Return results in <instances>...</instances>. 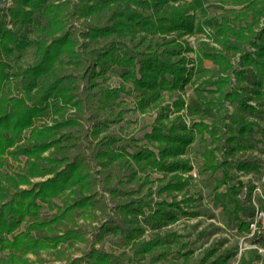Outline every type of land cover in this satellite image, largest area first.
<instances>
[{
	"label": "trees",
	"instance_id": "obj_1",
	"mask_svg": "<svg viewBox=\"0 0 264 264\" xmlns=\"http://www.w3.org/2000/svg\"><path fill=\"white\" fill-rule=\"evenodd\" d=\"M225 1L233 9L216 24L221 47L200 42L192 68L185 55L190 47L171 36L195 31L191 0H12L10 6L4 0L0 4V264H142L139 259L145 253L167 246L170 240L160 236L134 241L138 258L96 246L111 231L124 233L129 242L144 231L141 222L159 229L177 220L180 212L198 213L188 212L178 201L163 199L155 207L132 197L122 186L124 181L116 180V184L109 171L123 159L140 170L152 167L172 172V179L162 187L167 191L180 190L188 183L180 171L190 170L192 163L181 155L195 140L202 141L203 170L222 169L221 182L232 178L231 165L251 166L230 159L255 147L254 132L264 131L260 126L264 120V0ZM136 32L143 39L161 35L162 41L145 50L123 47L119 38ZM102 40L106 42L100 45ZM30 44L36 46L35 60L13 71L12 55ZM236 53H240L239 66L231 59ZM205 59L212 60L214 67L206 66ZM114 65L124 68L122 83L100 84L98 78H106ZM129 81L132 90L126 88ZM189 83L194 86L186 104L181 95L173 107L161 104L164 90H180ZM123 91H137L141 110L158 106L156 122L146 133L157 150L146 146L130 152L122 144L112 146L117 138L103 136L99 146L87 152L80 144L82 129L85 138H98L113 121L99 118L98 113ZM215 148L223 149L221 159ZM10 160L22 164L16 170H4ZM94 161L101 170L95 169ZM239 190L232 184L215 193L243 232L249 222L241 213L252 215L253 210L241 204ZM62 194L65 200L54 216H41L43 204L53 207V199ZM75 212L85 218L98 212L106 218L93 226L98 228L94 241ZM64 218L71 220L70 226L55 232L54 225ZM253 240L264 243L261 235ZM77 241L89 246L80 256L59 262L38 258L43 249ZM215 252L209 250L203 260ZM30 253L37 257L31 258ZM228 256L210 264H226Z\"/></svg>",
	"mask_w": 264,
	"mask_h": 264
},
{
	"label": "rangeland",
	"instance_id": "obj_2",
	"mask_svg": "<svg viewBox=\"0 0 264 264\" xmlns=\"http://www.w3.org/2000/svg\"><path fill=\"white\" fill-rule=\"evenodd\" d=\"M191 1L195 6L190 11L195 18V31L185 33L181 37H178L175 32L171 34V36L177 37V39L184 40L185 45L190 47L185 52L188 58L187 66L189 68L195 66L197 57L196 50L200 42L205 41L213 46L221 47L216 41V24L222 14L228 13L233 9V5L225 0ZM11 3L12 0H6L7 6H10ZM140 36L143 35L136 32L123 36L119 40H122L123 47L135 50H145L148 46H155L156 43L162 41L161 35L148 36L146 39ZM32 37H35L34 34ZM113 38L116 37L113 36L111 39ZM105 42V40H102L99 44L103 45ZM250 49L254 50L253 47ZM35 57V44H30L23 51H15L11 58L12 70L15 71L18 68L28 66L35 60ZM231 59L236 66H239L240 53L231 54ZM205 64L208 67H214V63L210 59H205ZM123 70V67L114 65L109 70L106 78L103 79L100 76L98 81L104 86H119L122 83L121 74ZM193 86V84L189 83L180 90H164L161 104L173 107V102L179 95L185 99L186 104L188 95L193 93ZM82 87L83 83L81 84ZM126 88L127 90L133 89L131 81L127 82ZM251 102L256 103L255 100H251ZM227 104L232 110V105L228 102ZM182 112L185 113V108L181 109ZM157 115L158 106L156 105H151L144 110L139 109L137 91H123L121 96L113 104L110 103L106 109L98 113L99 118H107L113 121L109 122L108 127L100 133L98 138L92 136L88 139L85 138L86 130L82 129L84 138L82 137L80 144L81 146L85 145V149L89 152L90 148H93L95 144L99 146L100 138L110 136L118 139L112 142L113 147L122 144L130 152L137 151L141 147L146 146L156 149L155 143L146 137V133L152 130ZM170 115L173 116V113H170ZM184 117L186 122L190 124V116L185 113ZM42 120L40 119L36 123L40 124ZM260 126L264 129V120L260 121ZM253 136L256 146L238 152L234 158L230 159L231 161L229 160L231 163L234 159L244 160L251 163V166L246 168L234 164L231 165L228 167V170L232 178H228L226 182H221L223 176L222 169H217L214 172L211 170H203L205 159L202 155V141L199 140L190 143L186 152L181 155L183 158L190 159L192 168L188 171H180L181 177L188 179V183L180 190H162V187L172 179V172L158 170L152 167L140 170L135 163L134 166L129 165L133 163L129 159L127 161L123 159L116 162L114 167L109 170L113 176L112 181L123 180L124 184L122 186L131 192L132 197L148 200L155 207H157L156 202L163 199L178 201L188 212L198 211V213L189 214L180 212L177 220L159 229L151 228L148 224L141 222L144 231L136 239H132L129 242L124 236V233L111 231L103 235L99 242L96 241V246L103 247L107 251L114 252L115 254H126L138 258L139 255L134 252L136 245L134 241H147L160 236L162 238H168L170 242L167 243V246L156 247L152 253H145L139 259L142 264H146L153 259V264H210L212 260L218 257H225L228 254L226 264H264V251L260 252L255 246H250L254 242L250 223L255 213L256 204H262L264 200V131L257 129ZM220 144H225V138L220 140ZM209 146L213 147L214 144L209 143ZM222 150L219 148L216 149L217 156L220 159L223 156ZM24 159L22 157V160ZM93 163L95 169L101 170V165L96 163V161ZM20 164L22 162L19 160H10V166H5L3 169L8 170L10 168L16 170ZM193 171H196V176L193 175ZM118 181L115 183L117 184ZM232 184H236L240 188L237 197L240 199L241 204L247 205L253 210L252 215L241 213V217L249 222V229L243 232L238 231L234 218L224 210L220 203L221 201L216 198L215 192L224 191L226 186H231ZM108 198L110 199L109 194ZM64 200L65 194H62L53 199V207L44 203L41 209V216L47 218L54 216L55 212H57L58 205L62 206ZM146 210L149 209L146 207ZM75 215L79 224L90 229L87 236L91 242L94 241V230L106 218L102 217L98 212L86 218L76 212ZM70 224L71 220L64 218L60 223L54 225V231H62L70 226ZM93 226L97 227L94 228ZM88 247L85 241H77L72 245H61L59 247L61 249L60 252L57 250L59 248L43 249L40 251L38 258L41 256L44 260L59 262L60 259L82 255ZM214 249L216 252L209 257L208 261L203 260L205 254L209 250ZM162 252L163 255L157 259L154 258ZM29 256L31 258L37 257L32 253Z\"/></svg>",
	"mask_w": 264,
	"mask_h": 264
},
{
	"label": "built area",
	"instance_id": "obj_3",
	"mask_svg": "<svg viewBox=\"0 0 264 264\" xmlns=\"http://www.w3.org/2000/svg\"><path fill=\"white\" fill-rule=\"evenodd\" d=\"M194 176L197 175L196 171L192 172ZM264 199V196H263ZM251 234L253 237H264V200L262 204H256L255 213L253 214L252 221L250 223ZM250 246H255L260 252L264 251V243L254 241Z\"/></svg>",
	"mask_w": 264,
	"mask_h": 264
},
{
	"label": "water",
	"instance_id": "obj_4",
	"mask_svg": "<svg viewBox=\"0 0 264 264\" xmlns=\"http://www.w3.org/2000/svg\"><path fill=\"white\" fill-rule=\"evenodd\" d=\"M1 1H2V0H1ZM1 1H0V2H1Z\"/></svg>",
	"mask_w": 264,
	"mask_h": 264
}]
</instances>
